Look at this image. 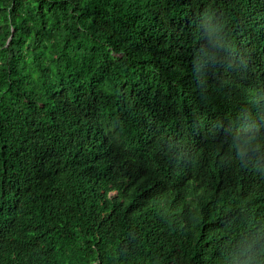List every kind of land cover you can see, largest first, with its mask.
Returning a JSON list of instances; mask_svg holds the SVG:
<instances>
[{
    "label": "trees",
    "instance_id": "1",
    "mask_svg": "<svg viewBox=\"0 0 264 264\" xmlns=\"http://www.w3.org/2000/svg\"><path fill=\"white\" fill-rule=\"evenodd\" d=\"M264 0H0V264H260Z\"/></svg>",
    "mask_w": 264,
    "mask_h": 264
},
{
    "label": "clouds",
    "instance_id": "2",
    "mask_svg": "<svg viewBox=\"0 0 264 264\" xmlns=\"http://www.w3.org/2000/svg\"><path fill=\"white\" fill-rule=\"evenodd\" d=\"M255 194H256L257 196H259V197L264 198V189L261 188V189L256 190V191H255ZM260 239H264V237L258 238V240L253 241L252 244L249 245V248H248V251H249V252L252 251L253 246H254L255 244H257L258 241H259ZM259 251H260L261 254H264V245L261 246V248L259 249ZM245 264H251V261L245 262ZM260 264H264V261H261Z\"/></svg>",
    "mask_w": 264,
    "mask_h": 264
}]
</instances>
